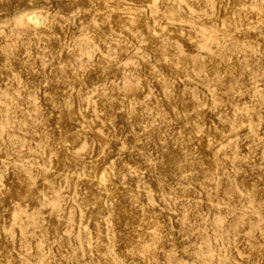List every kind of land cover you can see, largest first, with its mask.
Listing matches in <instances>:
<instances>
[{
	"label": "rangeland",
	"instance_id": "374dc122",
	"mask_svg": "<svg viewBox=\"0 0 264 264\" xmlns=\"http://www.w3.org/2000/svg\"><path fill=\"white\" fill-rule=\"evenodd\" d=\"M0 264H264V0H0Z\"/></svg>",
	"mask_w": 264,
	"mask_h": 264
}]
</instances>
